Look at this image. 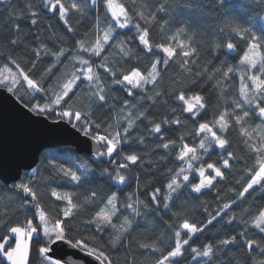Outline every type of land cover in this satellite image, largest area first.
Listing matches in <instances>:
<instances>
[{
    "label": "snow or ice",
    "instance_id": "snow-or-ice-1",
    "mask_svg": "<svg viewBox=\"0 0 264 264\" xmlns=\"http://www.w3.org/2000/svg\"><path fill=\"white\" fill-rule=\"evenodd\" d=\"M7 2L8 0H0V3ZM260 2L264 3V0ZM42 6L73 36L76 34V28L70 23L73 15L86 19L95 10L94 23L81 39L75 40L74 47H60L55 51L44 42L38 43L36 48L31 49L35 59L32 60L31 67L25 69L12 54V50L20 47L25 39L20 30V21L28 19L34 27L39 22V12L30 0L22 9H7V22L14 20L16 23L12 29L14 34L7 41L8 55L5 57L0 54V60L4 61L0 65V89L6 90L22 105V108H17L22 118L31 120L35 116L34 123L42 125L50 133H55L62 125H66L62 129L64 132L71 129L74 133L90 139L96 145L89 157L92 163H104V158L107 157V162L114 166L115 174L104 167L100 170V177L124 184L126 176L121 174V170L136 165L144 157L133 152L125 153L117 160L113 159L114 154L124 144H145V135L133 137L137 123L148 119L147 111L140 109V103L151 101L155 105L165 95L161 91H155L156 86L170 64L178 61L180 78L173 83L183 87L174 88L168 95L181 102V115L187 114V118L194 124L189 135L198 138L199 142L190 146L184 142L186 138L182 136L178 145L175 140H168L164 135V125L186 127L179 115L172 120L165 117L159 122L148 119L151 125L147 131L148 136H154L158 140V148L178 149L176 159L181 167L170 169L167 183L163 188H154L149 194L150 199L146 201L141 200L138 195L128 194L126 202H122L117 192L105 189H91L80 200L75 192L51 188V197L61 202L62 206L49 212L39 202L33 187L41 169L29 165L31 171L25 174L30 179L25 181L19 178L12 185V189L25 196L23 211H31L32 208L35 211L22 223L11 227H7L6 222L0 224V227L7 228L6 233L0 236V264H34L33 256L36 257V264H114L109 249L118 251L124 246V241L139 226L137 217H145L150 213L154 215L161 202L166 211L171 209L175 199L185 188H190L193 193H202L204 189L215 187L214 182L226 178L225 170H230L233 167L231 161L237 159L234 152L227 151L232 143L228 138L229 133L233 129L237 130L241 142L252 158V163L241 170V178L236 181L240 185L239 189H230L235 193V199L223 203L200 225L183 218L181 212H173L172 217L179 223L174 225L166 221L170 232L166 229L150 242L138 243V248L153 254L150 264H179L178 258L183 257L185 252L189 253L192 261H197L198 257L207 258L197 261V264H209L213 258H218L223 249L240 241L246 259L238 261L237 264H248L249 261L251 264H264V204L253 203L242 210L239 218L242 227L238 233L225 235L215 243H192L198 233L214 226V222L222 221L225 225L235 223L237 216H228V212L239 202L245 201L247 196L253 192L264 195V8L253 15L243 8L238 12L236 6L226 0H213V8L222 16L219 18L220 26L214 30V39L208 45L210 54L216 53L218 49L235 51L237 44L233 42V36L245 41L246 47L239 55L236 65L221 61V65H226V70L217 67L211 71L208 68L200 71L194 70V66L196 69L199 66V48L193 44L195 29L189 35L190 26L185 22L161 42L154 43L150 28L140 23L144 21L147 25L159 24L161 33L166 30L171 32L173 20L169 10L174 11L175 8L167 0L155 5L148 4L147 0L139 4L133 0L131 7L122 0H101V5H98L97 0H42ZM158 13H164L169 19H159ZM79 22L78 20L77 23ZM133 29L135 31L132 36L118 31L132 32ZM92 36L94 39L90 38ZM181 36H187V40L181 39ZM53 37L61 39L55 33ZM39 39V36L35 37L36 41ZM130 42L137 44V50L144 53L143 57L136 55V51L129 46ZM42 56H51L53 63L39 77H35L32 73ZM65 59L71 60L73 70L65 71L62 77L56 78L53 69ZM132 60L137 64L145 60L147 67H124ZM234 73H239L238 95L230 103L226 101L227 106L219 109L213 119L195 124L204 114L202 110L206 111L207 108L203 89L211 85L227 97L225 88L229 86L226 82L230 74ZM53 79L55 83H48ZM109 82L138 101L133 104L125 99L120 111L111 118L112 122L100 120L95 115L97 108L113 111L116 107L118 97L109 95ZM196 88L201 91H193ZM21 89L24 90V95H21ZM150 91L152 95H148ZM28 92L32 95H27ZM83 99L88 101L86 110L77 106L78 100ZM172 113H176L175 108ZM214 148L226 155L221 156L217 162L201 163L196 167L195 162L202 160L200 153L209 154ZM69 159L70 157L65 156L57 161L44 154L43 166L50 176H42L41 179L45 183H51L58 177L79 187L96 175V169L87 162L66 166ZM18 177L19 173L12 179L17 180ZM196 178L198 182L193 183ZM89 206H94L96 210L83 219L82 223H72ZM117 220L120 221L119 225ZM252 229L256 232L250 235ZM106 233L108 239L105 241L103 237ZM65 249L83 255L79 261L72 256L65 258L64 255H57ZM84 257L88 259L84 260ZM125 264H136L131 253L126 254Z\"/></svg>",
    "mask_w": 264,
    "mask_h": 264
},
{
    "label": "trees",
    "instance_id": "trees-1",
    "mask_svg": "<svg viewBox=\"0 0 264 264\" xmlns=\"http://www.w3.org/2000/svg\"><path fill=\"white\" fill-rule=\"evenodd\" d=\"M28 2L29 0H8L6 4L0 3V54H3L5 57L9 52L7 41H9L14 34L12 29L16 23L14 20L11 23L7 22V9L9 7L22 9ZM30 2L35 5V10L39 12V22L33 27L28 19L20 21V30L21 33L25 35V39L20 47L12 50V54L20 60L21 65L25 69L31 67V62L35 59L31 49L36 48L38 43L44 42L50 49L55 51H58L60 47H74L75 40L81 39L84 32L92 28L94 23L95 10H92L91 14L86 19H80L78 16L73 15L70 20V23L76 28V34L73 36L66 32L65 28L58 23L56 17H52L50 13L46 12L42 6V0H30ZM122 2L131 7L133 0H122ZM136 2L139 4L142 3L143 0H136ZM164 2L165 0H147V3L150 5ZM167 2L169 4H174L175 8L174 11L172 9L169 10L173 20L171 32L166 30L164 33H161L159 24L147 25L144 21H140L144 26L150 28L152 42H161L163 38L171 35L172 32H175L176 28L186 22L187 25L190 26L189 35L192 34V29H195L193 44L199 48V66L198 69L194 66V70L203 71L205 68H208V70L211 71L217 67L226 70V65H221V61H226L227 64L230 65H236L238 63V57L246 47V42L234 36L232 37L233 42L237 44V49L235 51L229 52L227 49H218L216 53L210 54L209 52L208 45L214 39V30L220 26L219 18L222 16L218 10L213 8V0H167ZM226 2L235 5L238 12L243 8L244 11L253 15L258 14L260 10L264 8V3H261L260 0H226ZM97 3L101 5V0H97ZM158 17L161 20L169 19L164 13H158ZM78 20L80 21L79 24L77 23ZM49 25H51V28H49ZM118 31H121L126 36H132L135 29H133L132 32H128L127 30ZM53 33H55L56 37H60L61 39L58 40L54 38ZM36 36H39V41L35 40ZM90 38L94 39V36ZM181 39L187 40V36H181ZM129 46L136 51V55L141 57L144 56L143 52L137 50V44L135 42H130ZM109 55L111 56L112 53ZM148 59L150 60L151 58ZM3 62V60H0V65H2ZM52 63L53 58L51 56H42L32 75L39 77L40 73ZM177 64L178 61L170 64L156 86L155 91H161L165 93V95L162 96L160 100L156 101L155 105H153L151 101L140 103V109L146 110L148 119L155 120L156 122L161 121L165 117L172 120L179 115L183 124H186V127L164 125V135L168 140H175L178 145L181 143L180 137L183 136L186 138L184 142L193 146L199 142L198 138L189 135V133L193 131L194 124L187 118V114L181 115V102L176 101L174 96L168 95L174 88L183 87V85L173 83L174 80L180 78V70ZM133 66L145 68L147 67V62L142 60L140 64H137L135 60H132L124 65L126 68H131ZM72 70L71 60L65 59L63 63L57 65V67L53 69V73L56 78H60L65 71L71 72ZM241 70L243 71L244 69ZM48 83H55V79L49 80ZM213 83H215V81H213ZM226 83L229 86L225 88L227 97H224L219 89H213L211 85L203 89L207 108L206 111L202 110L204 114L195 124L198 125V123L204 120L213 119L219 109H223L227 106L226 101L230 103L231 99L238 95L239 73L230 74V78ZM81 87H84V85ZM148 87L151 89V86ZM109 88L111 89L109 95L118 97L115 102V109L113 111H108L107 109L97 108L95 109V115L100 120L112 122L111 118L120 111V107L123 105L125 99L133 104H137L138 101L127 96L118 86L112 85L110 82ZM193 91H201V89L196 88L193 89ZM24 94V90L21 89V95ZM27 95L30 96L32 93L28 92ZM148 95H152V92L150 91ZM87 104L88 101L83 99L78 100L77 106L86 110ZM173 108L176 109L175 114L172 113ZM148 119H145L142 123L138 122L136 126L137 130L133 133V137H138L141 134L145 135V144H124L120 146V151L114 154L113 159L117 160H120V157L125 153L131 154L133 152L144 157V159L136 165H130L127 170H121V174L126 176V181L121 187L110 178L105 179L100 177V170L104 167L109 168L113 171V174H115L114 166L107 162V157L104 158V163L97 161L93 164L89 157L76 153L70 146H58L44 149L40 153L39 161L35 166L40 168L41 171L37 173V182L33 185L41 205L49 212L62 206L61 202L55 201L54 198L51 197V188L75 192L78 194L80 200H83L91 189H105L117 192L122 202H126V196L128 194L138 195L141 200H149V194L154 188H163L167 183L169 179V170L177 169L181 167V164L176 159V151H178V149L165 150L163 148H158V140L155 139L154 136H148L147 131L148 128L151 127L148 123ZM100 131L102 132L103 128ZM228 138L232 143L227 151L234 152L237 159L231 161L233 167L230 170H225L226 178L219 180V182H214L215 187L204 189L202 193H193L190 188H185L182 190V194L175 199V204L171 209L166 211L161 202L159 210L154 215L150 213L145 217H137L136 219L139 221V226L127 237L124 241V246L120 247L118 251L109 249L114 264H125V256L128 253H131L135 258L136 264H150L153 254L148 250L139 249L138 243L150 242L160 232L166 231V221H170V223L177 225L179 221L175 217H172L173 212H181L183 218H187L191 222L200 225L209 219L210 215L214 214L223 203L230 202V199H235V193L230 191V189H239L240 185H238L236 181L241 178V170L252 163V158L248 155L247 149L241 142L237 130L233 129L230 131ZM44 154L54 157L57 161H61L65 156L70 157L66 166L87 162L96 169V175L79 187L69 183L67 180L59 179L58 177L53 179L51 183H45L41 177L50 176V173L46 171L43 166L45 161L42 160V156ZM200 154L202 160L195 162L196 167H199L201 163L217 162L221 156L226 155L225 152H221L218 148L210 150L209 154H203L202 152ZM97 165H99V167H97ZM30 171L31 170L23 171L20 178H23L25 181L29 180L30 176L25 173H30ZM137 177H139V180H137ZM195 182H198V178L193 179V183ZM14 183L4 184L0 181V224L6 222L7 227L24 222L25 219L31 217L35 211L34 208H32L31 211H23L22 205L25 196L12 189ZM5 185H7V187ZM103 194L102 192L101 195ZM28 199H30V197H28ZM253 203L255 205L264 204V195L253 192L251 195L247 196L245 201L239 202L228 212V216H232L233 214L237 216V221L235 223L225 225L222 221L219 223L214 222V226H210L203 233H198L192 243L197 245H202L209 241L215 243L219 239L224 238L225 235L231 236L234 233H238L242 227L239 220L242 210ZM153 208H155V205H153ZM95 210L96 208L94 206H89L86 210L81 211L72 223H82L83 219L89 217ZM225 219H227V217ZM116 223L119 225L120 221L117 220ZM6 231V227H0V236H3ZM167 231L170 232L171 229H167ZM255 232L256 230L252 229L250 235ZM103 239L105 241L108 239L107 233L104 235ZM257 239H259V236H257ZM32 259L34 264H36V257L33 256ZM245 259V250L242 247V242L238 241L236 245H230L223 249L219 253L218 258H213L209 264H237L238 261H243ZM178 260L179 264H197V261L207 260V258L198 257L197 261H192L189 253L185 252V255L178 258ZM248 264H251V262L249 261Z\"/></svg>",
    "mask_w": 264,
    "mask_h": 264
},
{
    "label": "water",
    "instance_id": "water-1",
    "mask_svg": "<svg viewBox=\"0 0 264 264\" xmlns=\"http://www.w3.org/2000/svg\"><path fill=\"white\" fill-rule=\"evenodd\" d=\"M17 108H22L11 94L0 89V181L4 184L14 183L19 180L23 171L31 170L39 161L40 153L47 148L58 146H70L74 151L85 157H90L96 145L90 139L74 133L64 132L61 129L55 133L47 132L42 125L34 123L36 117L31 120L22 118ZM19 173L17 180L12 177ZM65 258L72 256L79 261L83 254H76L71 249H65L62 253ZM84 257V260H87Z\"/></svg>",
    "mask_w": 264,
    "mask_h": 264
},
{
    "label": "rangeland",
    "instance_id": "rangeland-1",
    "mask_svg": "<svg viewBox=\"0 0 264 264\" xmlns=\"http://www.w3.org/2000/svg\"><path fill=\"white\" fill-rule=\"evenodd\" d=\"M89 2H90V0H89ZM119 187H121L122 186V184H117Z\"/></svg>",
    "mask_w": 264,
    "mask_h": 264
}]
</instances>
